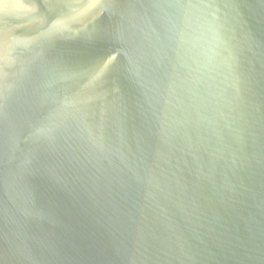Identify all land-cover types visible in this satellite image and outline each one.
Here are the masks:
<instances>
[{
  "label": "water",
  "instance_id": "obj_1",
  "mask_svg": "<svg viewBox=\"0 0 264 264\" xmlns=\"http://www.w3.org/2000/svg\"><path fill=\"white\" fill-rule=\"evenodd\" d=\"M0 264H264V0H0Z\"/></svg>",
  "mask_w": 264,
  "mask_h": 264
}]
</instances>
